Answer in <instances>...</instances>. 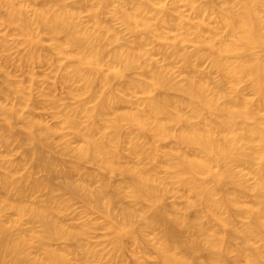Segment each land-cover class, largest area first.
I'll return each instance as SVG.
<instances>
[{
	"label": "bare ground",
	"instance_id": "1",
	"mask_svg": "<svg viewBox=\"0 0 264 264\" xmlns=\"http://www.w3.org/2000/svg\"><path fill=\"white\" fill-rule=\"evenodd\" d=\"M0 264H264V0H0Z\"/></svg>",
	"mask_w": 264,
	"mask_h": 264
}]
</instances>
